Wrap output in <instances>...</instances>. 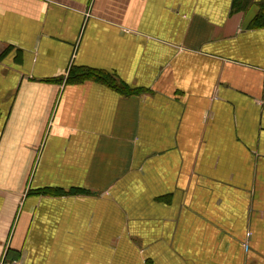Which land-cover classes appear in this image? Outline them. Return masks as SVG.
I'll return each mask as SVG.
<instances>
[{
	"label": "crops",
	"instance_id": "1",
	"mask_svg": "<svg viewBox=\"0 0 264 264\" xmlns=\"http://www.w3.org/2000/svg\"><path fill=\"white\" fill-rule=\"evenodd\" d=\"M261 3L0 0V262L264 264Z\"/></svg>",
	"mask_w": 264,
	"mask_h": 264
},
{
	"label": "trees",
	"instance_id": "2",
	"mask_svg": "<svg viewBox=\"0 0 264 264\" xmlns=\"http://www.w3.org/2000/svg\"><path fill=\"white\" fill-rule=\"evenodd\" d=\"M251 28H261L264 29V3H261L259 5V11L258 14L256 15V17L254 18V20L251 22ZM72 71L70 72V75L68 77V79L70 80H75L77 82H81L84 81L86 79H97L100 80L104 83H106L107 85L114 87L115 89H117V85L113 84L112 80H109L108 77L103 76V75H99L93 72H86L84 70H80V71H73V74L71 75ZM120 90H124L123 87L120 88ZM131 92V91H129Z\"/></svg>",
	"mask_w": 264,
	"mask_h": 264
},
{
	"label": "built area",
	"instance_id": "3",
	"mask_svg": "<svg viewBox=\"0 0 264 264\" xmlns=\"http://www.w3.org/2000/svg\"><path fill=\"white\" fill-rule=\"evenodd\" d=\"M0 264H20L18 261H11V260H3Z\"/></svg>",
	"mask_w": 264,
	"mask_h": 264
}]
</instances>
